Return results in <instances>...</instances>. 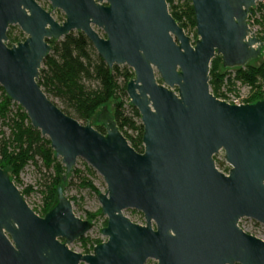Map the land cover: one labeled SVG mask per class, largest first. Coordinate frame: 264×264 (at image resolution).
Wrapping results in <instances>:
<instances>
[{"label":"water","instance_id":"95a60500","mask_svg":"<svg viewBox=\"0 0 264 264\" xmlns=\"http://www.w3.org/2000/svg\"><path fill=\"white\" fill-rule=\"evenodd\" d=\"M190 1L197 36L166 0H50L65 12L62 23L33 0H0V87L49 140L63 180L82 158L106 184L98 192L106 240L83 253L68 244L93 221L74 212L62 186L41 216L0 167V264H264L262 234L238 225L242 218L264 225V96L230 103L209 88L215 55L228 69L260 56L264 43L247 19L257 0ZM11 24L26 38L9 46ZM73 29L109 68L132 69L126 94L143 127L141 152L107 103L101 133L62 112L37 82L52 49L45 39ZM220 151L227 172L215 165ZM125 209L140 211L144 223Z\"/></svg>","mask_w":264,"mask_h":264},{"label":"trees","instance_id":"16d2710c","mask_svg":"<svg viewBox=\"0 0 264 264\" xmlns=\"http://www.w3.org/2000/svg\"><path fill=\"white\" fill-rule=\"evenodd\" d=\"M166 2L169 13L184 31L195 27V16L190 0H166ZM256 10L263 12L262 33L258 36L264 43V0L258 2L255 8H250L248 17ZM49 43L52 49L42 61L37 79L44 93L57 97L61 106L51 101L66 115L81 121L82 124L88 123L99 107L105 105L111 98L114 99L110 115L130 146L141 152L143 127L140 116L130 103L125 104L126 84L133 77V71L127 67L119 68L117 65L109 68L83 34L70 33L60 40ZM220 66L222 67L221 58L215 55L210 61L209 88L217 98L223 97L228 91V88H223L231 85L232 79L251 85H256L258 79L264 80V61L257 66L247 63L243 67H234L233 77L227 70L220 71ZM257 99L258 97H254L250 102ZM0 121L9 127L11 142L15 147V151L11 152L7 150V144L3 145L0 167L10 172V178L15 184L19 171L28 162L36 165V158L43 167L52 171L46 185L43 207L40 211L33 209L42 216L54 204L56 188L62 186L65 190V183H70V179L67 182L63 180L64 167L50 148L49 140L42 137L39 130L30 125L25 112L6 96L2 87H0ZM94 128L104 133L101 124ZM214 160L217 168L223 166L222 171L228 170L224 161H217L215 156ZM87 170L90 168L87 167ZM79 175L80 171L74 168L68 177H79ZM79 184L96 191L88 180L81 179ZM93 217L94 215L89 214L87 218ZM81 241L83 253H90L93 246L100 243L99 240L90 241L84 237Z\"/></svg>","mask_w":264,"mask_h":264},{"label":"rangeland","instance_id":"374dc122","mask_svg":"<svg viewBox=\"0 0 264 264\" xmlns=\"http://www.w3.org/2000/svg\"><path fill=\"white\" fill-rule=\"evenodd\" d=\"M177 1V0H175ZM262 0H257L254 8L257 6L258 2ZM263 12L262 11H255L253 14L248 17V21L251 25V31L256 36L262 33L263 23L262 21ZM258 21V22H257ZM20 29L18 27H13L10 30V36L15 38H21V34H19ZM188 36H197L195 27L189 28L185 31ZM23 36H25L23 34ZM259 37V36H258ZM262 61H264V44L261 51V54L258 58L251 60L249 62L250 65L257 66ZM119 68L127 67V65H118ZM42 68V64L41 67ZM131 69V68H130ZM132 70V69H131ZM220 71L227 70L233 77L235 68L230 69H223L221 66L219 68ZM231 85L224 86L223 89L228 88L226 91L227 96L229 94H240L243 100L252 99L254 97L262 96L264 93V80L258 79L256 85H251L248 83H243L239 80H231ZM48 97L56 103L58 106H61L59 99L52 94H47ZM114 99H110L107 104L112 112ZM129 103V98L127 96L125 100V104ZM101 107H99L95 113L89 119L90 122L94 127L99 125L97 118L99 115ZM6 145L7 150L14 152L15 147L14 144L11 142V133L8 126H6L3 122L0 121V157H1V150L3 145ZM223 152L220 151L218 154L215 155L217 161H224L223 160ZM37 164L35 165L32 162H28L18 174V178L16 179V185L19 190L22 192L24 197L27 201L33 206L36 211H40L43 207V203L46 197V185L49 182L50 175L52 171L49 169L47 170L45 167L41 165V162L38 158H36ZM60 160V159H59ZM225 163V162H224ZM225 166L229 168V166L225 163ZM87 167L90 170H87ZM80 171L79 177H68L66 182L70 179V183H65V192L67 193L68 197L72 201L74 205V212L88 217L89 214L94 215L93 218H89L93 221L91 229L83 236L88 240H99L103 241L106 240V237L102 235L101 229L106 225V216L102 214L100 203L98 200V192H104L106 190V184L103 181L102 176L96 172L91 166H89L82 158L77 159L76 166L74 167ZM220 167V169H222ZM227 172V171H226ZM10 173V172H9ZM10 175V174H9ZM81 179L88 180L91 182L92 186L95 188L96 191L91 190L88 187L82 186L79 184ZM124 212H128L138 220L144 223L142 213L140 211L134 209H125ZM238 225L245 228L246 230L250 231L251 233L262 234L264 238V225L257 222L251 218H242ZM81 237V238H83ZM79 240L73 241L72 243L68 244L71 248L75 251H83V243ZM84 264V263H81ZM145 264H155L154 260H148Z\"/></svg>","mask_w":264,"mask_h":264},{"label":"flooded vegetation","instance_id":"af4514ba","mask_svg":"<svg viewBox=\"0 0 264 264\" xmlns=\"http://www.w3.org/2000/svg\"><path fill=\"white\" fill-rule=\"evenodd\" d=\"M44 12L49 13V15L52 17L53 20H55L57 23H62L66 20V14L62 9L59 8H52L51 7V2L50 0H33ZM18 27L20 29V27L17 24H11L8 26L7 31H6V35H7V40H6V44L7 45H12V44H17L18 42L23 41L26 38V34H24L21 29L19 34H21V38H15V37H11L10 36V30L13 27ZM93 29H95L101 36H104V34L101 32L100 29H97L96 26L91 25ZM73 33V34H83L84 33L81 30H76L73 29L71 30L68 34ZM23 34L25 36H23ZM67 34V35H68ZM85 36V35H84ZM48 43L50 41H53L54 39L51 38H46L45 39ZM50 44V43H49Z\"/></svg>","mask_w":264,"mask_h":264},{"label":"built area","instance_id":"2783aa9c","mask_svg":"<svg viewBox=\"0 0 264 264\" xmlns=\"http://www.w3.org/2000/svg\"><path fill=\"white\" fill-rule=\"evenodd\" d=\"M262 96H264V93H262ZM222 98L225 99V100H227V101H229L230 103H235V102L243 101V99H242V97H241L240 94H229L227 96V93H225Z\"/></svg>","mask_w":264,"mask_h":264}]
</instances>
